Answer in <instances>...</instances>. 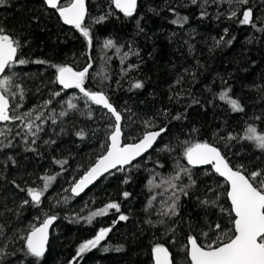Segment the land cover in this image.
<instances>
[{"label": "trees", "instance_id": "obj_1", "mask_svg": "<svg viewBox=\"0 0 264 264\" xmlns=\"http://www.w3.org/2000/svg\"><path fill=\"white\" fill-rule=\"evenodd\" d=\"M86 2L85 24L91 26L94 36L91 49L80 32L66 27L58 12L48 9L43 0H6L0 5V26L21 41L19 58L30 61L5 73L15 72V83L24 89L23 100L17 96L14 101L22 105L17 114L41 105L52 98L53 92L61 93L47 109H41L43 131L35 144L30 136L28 142L22 139L20 121L7 123L12 133L4 140L6 145L11 140V146L0 148V226L5 237L23 235L30 225L38 226L45 214L56 215L57 223L40 264H154L151 249L156 243L168 247L173 264H188L187 254L182 250L188 235H196L199 242L206 243L215 238L209 225L214 228L215 223H220L225 230L231 227L227 213L220 210L230 208L225 194L228 185L211 166L192 168L196 185L189 196L181 197L179 216L169 218L161 217L158 211L172 190L165 184L150 191L148 182L154 179L161 184V180L175 174L177 165L189 167L182 156L185 142L207 141L218 147L233 166L244 165L247 173L264 169V152L252 142L226 139L229 133L242 136L249 123L264 131V31L259 30L264 28V0H248L244 5L219 0L207 7L206 18L199 15L202 0H197V4L191 0H139L131 18L116 9L111 0ZM247 8L252 9L256 27L238 23ZM237 9V18L228 19L230 11ZM108 13L111 14L103 23H94L95 18ZM177 13L188 17L183 26L172 23ZM137 21L143 31L137 28ZM221 36L225 42L217 46L213 38ZM106 39H112L117 47L122 45L121 52L118 54L116 48L105 49ZM230 39L232 43L227 44ZM129 47L138 50L139 55H130L122 64L121 56ZM89 56L93 66L86 87L103 88L114 106L122 111L125 143L138 139L145 130L143 121L150 118L157 127L166 126L167 132L148 155L135 163L139 168L114 171L84 196L76 198L66 190L104 153L102 145L108 142L109 124L114 118L101 106L86 104L78 89L62 90L54 83L56 70L51 65L67 64L80 70L89 62ZM37 60L48 63H34ZM128 65L139 67L122 73ZM105 76L107 80L103 79ZM136 81H141L143 88L130 90V84ZM226 87L231 88L230 96L239 100L244 112H233L219 98L218 94ZM69 98H76L78 110H68L66 116L59 117ZM177 114L183 118L172 119ZM52 115L56 117L55 123L49 119ZM81 130L85 133L83 138L76 135ZM17 131L22 135L16 136ZM165 145L171 151L163 150ZM57 160L66 163L60 165L55 163ZM46 175H54L56 179L41 204L22 205L30 197L20 189L42 187ZM129 176L125 184L123 181ZM181 182L187 184V176ZM124 192L131 195L125 198ZM157 193L153 206L145 211L150 196ZM65 197H69L66 202ZM205 199L215 200L216 205L202 206L199 200ZM109 202H118L120 212L110 209L91 223L77 219ZM121 213L128 219L120 221ZM161 219L164 224L159 223ZM148 220L152 223H147ZM101 228L111 229L101 244L73 260L78 246ZM203 232H208V237ZM0 243L8 241L0 237ZM21 247L20 240L9 243L0 264L21 261L35 264V258L17 251ZM13 251L14 256L10 255Z\"/></svg>", "mask_w": 264, "mask_h": 264}, {"label": "snow or ice", "instance_id": "obj_2", "mask_svg": "<svg viewBox=\"0 0 264 264\" xmlns=\"http://www.w3.org/2000/svg\"><path fill=\"white\" fill-rule=\"evenodd\" d=\"M219 0H202L199 7L201 11L199 13L200 18H206L209 13L207 7L211 4L218 3ZM231 3H238L241 5L247 4L248 0H228ZM6 3V0H0V5ZM43 3L50 9L55 10L59 14V18L67 24L77 29L84 40L86 41L88 49L93 45V32L90 25L85 24V18L88 15V9L86 7V0H66L62 3L61 0H43ZM111 3L115 5V8L123 13L125 17L131 18L137 11L138 0H111ZM192 4H197V0H191ZM175 12V9H170ZM237 10L230 11L228 19L237 18ZM111 13L101 15L95 18L94 23L100 24L108 19V15ZM222 15V13L220 14ZM217 15L216 19L220 18ZM253 12L251 8H247L242 13V18L238 19L240 25H252L256 27L253 19ZM187 16H180L176 14V19L172 21L173 24L187 23ZM137 28L139 29V21H137ZM143 31V29H139ZM264 31V28L259 29ZM224 33H228V29H224ZM218 46L224 41V36L219 39L213 38ZM235 39V37H232ZM232 39L227 40V44L232 43ZM21 41L13 34L8 32L3 26H0V123L3 122H16L20 121L23 125V135L21 131L15 133L16 136H21L25 142H28L29 136L32 137L31 143L35 144L38 134L43 131L42 124L44 123V112L41 109H47L52 104L53 98L60 96V92H53L52 98L45 100L41 105H38L34 109H30L27 112L17 114L21 104H15L17 96L22 101L24 98V89L15 83L16 73L5 74L8 70L13 69L17 64L24 65L30 61L24 58H19L20 50L22 48ZM103 47L105 49L116 48V52H121L122 45L117 47L112 39H106ZM130 55H139L138 50H134L129 47L127 52H124L121 56V63ZM34 63L44 64L47 61L37 60ZM56 70V76L54 83H58L64 89H78L82 94V98L86 104L101 106L107 110L113 119L109 124V132L107 136V143L102 145L104 153L100 155L94 164L87 168L79 180L72 182L70 191L73 195L78 196L89 185L93 184L99 177L105 173L111 174V170L116 171H131L132 168H139V164H135L137 158L142 157L149 149H153L157 143L158 138L162 137V134H166L167 127H157L153 119L143 121L145 130L134 142H124V116L122 111L118 110L116 106L111 102V99L107 92L100 88L99 90H92L86 87V81L89 79L90 69L92 68L91 57L89 56V62L80 70H76L74 67L67 64L51 65ZM139 65H128L126 69H122V73L126 74L128 71L138 68ZM107 80L108 77L103 78ZM180 81L178 80L177 83ZM141 81H136L130 84L131 89L143 88ZM16 89V91H13ZM231 88H224L218 95L223 101H226L233 112H244L243 105L238 99L230 96ZM76 98H69L66 101V109L59 112V117H64L68 114V110H78L77 103L74 102ZM198 102V101H194ZM124 111H130L125 109ZM54 112V110H53ZM167 114V110H165ZM91 117V109L88 112ZM183 118L182 114H177L172 119L180 120ZM49 119L55 123V115L49 116ZM259 120L260 117H255ZM40 121L41 123H37ZM19 127V125H17ZM12 133V129L7 127V124L3 128H0V148L11 146V140L6 145L4 140L8 139V136ZM77 136L83 138L85 133L83 130L76 133ZM228 140H245L253 143L254 147L264 152V131L258 130L255 124H246L243 135H233L229 133ZM47 143V141H45ZM33 151L35 149H32ZM171 149L165 145V149ZM183 158L187 161L189 167L183 165H177L175 174L166 180H161V184H156L155 180H149L150 191L153 187H161L167 185L170 188L171 194L167 200H163L161 203L163 207L158 211L161 217H176L179 216L181 208V197H187L190 194V190L196 185V181L192 178V168L200 165H210L214 173L218 174L224 179L228 188L226 189L227 199L230 201V208H221V212H226L229 217V223L231 227L224 229L220 223L209 225V230L213 231L215 238L208 239V242L201 243L196 235H188L187 243L183 246V249L188 258V264H264V169H258L247 173V169L244 165L233 166L220 149L207 141L197 142H185L182 152ZM150 158V157H149ZM55 163L63 165L66 161L57 160ZM158 163V162H157ZM127 166V167H126ZM163 167V165H160ZM247 173V174H246ZM187 176L188 183L183 184L182 177ZM130 176L124 179V183H128ZM42 187H25L20 189L26 192L29 199H24L22 205H27L30 202L34 206H39L42 202L45 192L51 186V183L55 181L56 176L46 175L43 178ZM180 182V183H178ZM15 184V181L12 182ZM19 188V185H16ZM167 190V189H166ZM211 191V189H209ZM129 192H124L125 198L129 197ZM159 193L151 195L145 211L153 206V202L156 200ZM69 197H65L66 202ZM59 203V201H58ZM202 206L216 205L215 200L205 199L199 200ZM110 209L120 212V204L118 202H109L104 207L90 212L87 217H77V219H86L88 223H91L95 217L104 216ZM57 219L56 215H47L39 225H30L26 231V234L18 235L14 234L11 237H5L3 233V226H0V237H3L8 243H0V260L5 257V249L9 243H14L16 240L22 241V247L17 251L24 253L25 257L35 258V264L40 262L45 257L48 243H49V228L53 222ZM128 219L127 215L120 214L119 220L125 221ZM115 223V222H114ZM147 223H152L148 220ZM159 223L164 224V220L161 219ZM22 231V230H18ZM111 231L110 228H101L98 233L91 239L82 242L77 249L76 258H82L84 254L90 252L92 249L97 248L101 241L105 239L107 234ZM174 231V229H173ZM203 236L208 237V232H203ZM107 251L108 249H104ZM119 250V249H117ZM151 253L154 259V264H173L172 254L168 247L164 244L156 243ZM10 255H16L13 251ZM20 264H24L23 261ZM71 264V262H70Z\"/></svg>", "mask_w": 264, "mask_h": 264}, {"label": "water", "instance_id": "obj_3", "mask_svg": "<svg viewBox=\"0 0 264 264\" xmlns=\"http://www.w3.org/2000/svg\"><path fill=\"white\" fill-rule=\"evenodd\" d=\"M63 1L64 0H61V2L63 3ZM138 2H139V0H138ZM86 7H87V2H86ZM48 8V7H47ZM48 9H50V8H48ZM87 9H88V7H87ZM50 10H53V9H50ZM59 15V14H58ZM87 17V16H86ZM252 19H253V16H252ZM85 20H86V18H85ZM61 21H62V19H61ZM62 23L66 26V27H69V28H74L73 26H71V25H67V24H65L63 21H62ZM61 86V85H60ZM62 87V86H61ZM68 90H71V89H68ZM7 123H9V122H3V123H0V125H3V124H7ZM162 136H163V134H162ZM161 138V137H160ZM160 138H158V141H159V139ZM158 141H157V143H158ZM157 143L154 145V147L157 145ZM154 147H153V149H154ZM153 149H149V151L147 152V153H145L142 157H140V158H137V161H135L134 163H136V162H138L139 160H141L143 157H145L146 155H148ZM222 153V152H221ZM208 166H210V165H200V166H196L195 168H205V167H208ZM127 167V166H126ZM114 171H116L115 169H113V170H111V173L112 172H114ZM109 175V173H105L103 176H101V177H99L96 181H94L93 182V184H91V185H89L82 193H80L78 196H75V195H73L74 197H76V198H80V197H82V196H84L86 193H88L93 187H95L99 182H101L106 176H108ZM222 178V177H221ZM223 179V178H222ZM79 180V179H78ZM230 202V201H229ZM56 223H57V219L53 222V224L50 226V228H49V241H50V238H51V233H52V230L54 229V227H55V225H56ZM49 244V243H48ZM167 247V246H166ZM170 251V250H169ZM171 253V252H170ZM173 259V258H172ZM153 262H154V259H153Z\"/></svg>", "mask_w": 264, "mask_h": 264}]
</instances>
